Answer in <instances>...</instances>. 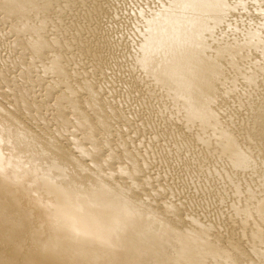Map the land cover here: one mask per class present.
Instances as JSON below:
<instances>
[{
	"label": "bare ground",
	"instance_id": "1",
	"mask_svg": "<svg viewBox=\"0 0 264 264\" xmlns=\"http://www.w3.org/2000/svg\"><path fill=\"white\" fill-rule=\"evenodd\" d=\"M1 14L15 39L0 112L90 183L50 163V209H26L1 140L0 264H264V0H0ZM83 46L102 80L74 82Z\"/></svg>",
	"mask_w": 264,
	"mask_h": 264
},
{
	"label": "rangeland",
	"instance_id": "2",
	"mask_svg": "<svg viewBox=\"0 0 264 264\" xmlns=\"http://www.w3.org/2000/svg\"><path fill=\"white\" fill-rule=\"evenodd\" d=\"M3 15L1 14L0 15V31H1V34H3L2 36H0V63L2 62L1 60L3 59H5V57H6V59H7V56H8V58L10 57V56H12V53H10L9 52V48H10V50H11V47L9 46L10 45V42L12 41H14V39H15V34H14V32L11 34V33H7L8 31H6V27L8 26V27H10V25H11V23L9 24L8 23V20L6 19L5 21H7V22H4V19H5V17L3 18ZM9 22H10V20H9ZM5 24H6V26H5ZM4 26H5V28H4ZM4 30H3V29ZM7 30H8V28H7ZM11 30V29H10ZM12 31V30H11ZM4 32H6L7 33V35H6V33H4ZM5 35V36H4ZM10 35V36H9ZM14 37V39H12L11 40V38H13ZM8 38V39H7ZM93 39V38H92ZM9 41V42H8ZM3 42V43H2ZM5 42V43H4ZM12 42H11V45H13L12 44ZM2 44V45H1ZM4 44V45H3ZM5 44H6V46H5ZM9 44V45H8ZM5 46V47H4ZM9 47V48H8ZM8 50H7V49ZM16 48V47H15ZM4 49V50H3ZM12 49H13V47H12ZM17 49H18V51H19V54H22L23 55V51H24V49H22V47H21V49L23 50H19L20 49V47H17L16 49H15V51L17 52H15L14 50H12V52L13 53H16L15 55H18L17 57L19 58V59H21L22 60V58H20V56H19V54H18V51H17ZM84 49V46L82 47V49H81V51L80 50H76L75 51V54H73V60H71L72 61V63L74 62L76 65H78V66H82V68L84 69V72H85V74L82 72V68L81 67H79L78 68V66H76V69L77 70H81L80 71V73L81 74H76L77 75V77L75 76V77H73V80H74V82H77V81H79V80H81V77L83 76V75H86V74H88V75H91V73H92V77L93 78H95V80H102L101 79V72L102 71H98V70H100V67H102V66H104V63L106 64V62H104L103 61V59L101 58L100 60L98 59L97 61H94V64H92L93 63V60H91L90 59V57L88 56V53L87 52H85V49ZM7 51H8V53H9V55H7L6 56V54H8L7 53ZM6 52V53H5ZM79 52H81V53H79ZM5 53V54H4ZM86 55V57H89L88 58V60L89 61H91V64L92 65H90V62L89 61H87V58H86V61H85V55ZM48 54H50V52L48 53ZM47 54V56L49 57L50 55H48ZM79 54H81V56L79 55ZM5 57H4V56ZM46 56V55H45ZM46 56V57H47ZM81 57V58H84V60L83 59H81V58H79V57ZM83 56V57H82ZM13 57L14 58H17L16 56H14V54H13ZM78 58V60L76 59V58ZM5 59V60H6ZM19 59H17V64H18V62L20 63V60ZM74 59H75V61H74ZM79 59H81V63H79ZM8 60V59H7ZM19 60V61H18ZM105 60V59H104ZM98 61H99V63H98ZM102 61H103V63H102ZM106 61V60H105ZM22 62V61H21ZM101 62V63H100ZM71 63V69H73L74 70V66H75V64L73 63L72 64ZM77 63H79V64H77ZM84 63V64H83ZM89 63V64H88ZM97 63V64H96ZM17 64H15L13 67H15ZM86 64V65H85ZM88 64V65H87ZM21 65V63L19 64V66ZM73 65V66H72ZM84 65V66H83ZM94 65H95V67H94ZM96 65H98L99 67L97 68V66ZM102 65V66H101ZM87 66H88V68H87ZM93 68H95V70L98 72V74L93 70V69H91L92 67ZM13 67H11V68H13ZM10 68V69H11ZM18 68H21V67H17L16 69L15 68H13L11 71H9V73L11 72L12 74H15L14 72H12L13 70H16V72L19 70ZM81 68V69H80ZM86 70V71H85ZM91 70V71H90ZM94 71V74H93V71ZM88 71V72H87ZM87 72V73H86ZM37 73V75H35ZM35 78H37L36 76H42V75H40L38 72H37V69H36V72H35ZM96 74H97V76H96ZM33 75V76H34ZM78 75H80V76H78ZM94 75V76H93ZM114 75H115V73H114ZM114 75H113V78H114ZM116 75H118L117 76V78L119 77L120 78V76H121V74H119L118 72H117V74ZM116 75H115V77H116ZM44 76V75H43ZM99 76V77H98ZM46 77V76H45ZM43 77L42 79H46L45 81H44V83L46 84H43V80L42 79H40V80H38L39 81V83H38V81H37V79L34 81V83H38V84H34L36 87H35V89L36 90H32V95L36 98L35 99V101H39L38 99L39 98H42V96H44V93L46 92V90H45V88H46V86L48 85V78H50L51 76H49V77ZM111 77H112V75H111ZM34 78V77H33ZM72 78V77H71ZM74 78H76V80L74 79ZM103 78V77H102ZM39 79V78H38ZM52 79V78H51ZM51 79L49 80L50 82H51ZM79 79V80H78ZM42 80V81H41ZM53 80V79H52ZM41 81V82H40ZM25 82V83H24ZM23 82V79H22V81L20 80V83L19 84H23V86H24V84H26V80ZM41 83L45 86H43L42 87V85H41ZM113 83V82H112ZM18 84V85H19ZM21 84V85H22ZM114 84V83H113ZM112 84V85H113ZM115 85V86H114ZM113 85V88H114V90L115 89H117L118 91L117 92H115V93H121L122 91H123V89H120L119 88V85L118 86H116V84H114ZM38 86H41V88H40V90H38L39 89V87ZM38 87V88H37ZM116 87H118V88H116ZM33 88V87H32ZM43 88H44V91H43ZM61 88V87H60ZM34 89V88H33ZM42 89V90H41ZM58 89V88H57ZM39 92H38V91ZM120 90H121V92H120ZM33 91H37V94H36V92H34L35 94H33ZM43 92V94L41 93V92ZM158 93H160V91L159 92H157V94ZM39 94V95H38ZM40 94H42V95H40ZM155 94H156V92H155ZM156 94V96L155 95H153V96H151V98L149 99V101H152V105H154V103L155 102H157V100L159 99L158 97L160 96H158ZM155 96V97H154ZM33 97V98H34ZM153 98H154V101H153ZM155 99H157V100H155ZM134 99H132L130 102L131 103H125L126 105H130V106H136L137 108H138V105L139 104H136V103H138V100H136V103L133 101ZM52 104L54 103V100L51 102ZM121 105L122 106V108L125 110L126 109V105ZM126 106V107H125ZM129 107L128 106V110L130 109V108H132L131 110H135L136 109V111H139L136 107ZM46 109V108H45ZM44 109V110H45ZM53 105L52 106H50V107H48V112H47V110L45 111V114L47 115V113H49L48 115H49V117L50 116H52V112H53ZM126 109V110H127ZM49 110H50V112H49ZM171 110H172V108H171ZM52 111V112H51ZM47 112V113H46ZM1 114H0V141L2 142L1 143V150H2V153H3V155L5 156V159H6V161L7 162H9V163H11L12 164V167H10V168H12L13 169V171L14 170H17L18 171V169H19V171H20V173L23 175L22 176V178L24 177V179H23V182L25 183V188L24 189H22V192H21V195H20V198H21V200H22V203H23V205H24V207L26 208V209H28L29 207H31V208H33L35 211H38L39 212V210H41L40 209V207L42 206V205H45V206H47V207H49V209H50V205H49V203H48V201L49 200H51L52 198L51 197H49L48 196V194H47V192L45 191V189H44V187H43V183H42V177L41 176H45V173L44 172H42V171H46L48 168H49V166L53 163V162H56L58 165H60V168H63V169H66V170H68V173H67V175H68V177H67V179H69L70 178V180L68 181L69 183L71 182V183H77L78 185H83V186H85V185H89V183H90V181H88L87 179H86V177H85V172H82V170L80 169V168H78L75 164H73V162L71 161V158H68L66 155H64V154H62V153H60V151H58V150H53L52 148H50V147H48V146H45V147H42V146H40L39 144H38V142L36 141V140H33V139H31V138H24V136L23 135H21V136H19L18 134H17V132L19 131L18 129V126H16V124L14 123V121L12 120V119H10L9 117H7V116H5L6 114H4L3 112H0ZM5 116V117H4ZM50 118H52L51 119V124L53 123H55L54 122V120H53V116L52 117H50ZM53 121V122H52ZM139 121H142V120H139ZM7 122V123H6ZM9 122V123H8ZM121 123V122H120ZM137 123H140V122H136L133 126H131L130 127V125H129V127H128V131L131 133L132 131H134L135 129V125L137 124ZM10 124V125H9ZM10 127V128H9ZM12 127V128H11ZM18 128V129H17ZM17 129V130H16ZM132 129V130H131ZM241 129H243V132H239L238 131V133H239V137L240 138H242V136H243V138H244V136H245V133H244V131L246 130V129H244V128H241ZM240 131H242V130H240ZM135 132V131H134ZM132 134H134V133H132ZM149 135V134H148ZM139 137H143V135L141 134V136L139 135ZM32 140V141H31ZM37 142V143H36ZM261 144V145H260ZM259 146H260V148L258 149V151H259V153H263L264 152V144H262V142L261 143H259L258 144ZM263 145V146H262ZM263 147V148H262ZM261 148H262V150H261ZM42 149V150H41ZM260 150H261V152H260ZM105 151V150H104ZM41 152V153H40ZM43 152H45V153H43ZM49 152V153H48ZM258 153V154H259ZM261 154H259V157L258 158H261V159H264V153H263V155H261ZM260 156H263V157H260ZM52 160V161H51ZM56 160V161H55ZM37 161V162H36ZM51 163V164H50ZM48 166H47V165ZM26 165V166H25ZM16 168H15V167ZM38 166H40V167H38ZM19 167V168H18ZM66 167V168H65ZM77 167V168H76ZM39 168V169H38ZM41 169H42V171H41ZM44 169V170H43ZM155 171L157 172V170H154L153 171V173H155ZM12 172V171H11ZM55 173H57L56 171H54ZM83 173H84V175H83ZM42 174V175H41ZM57 175H58V173H57ZM40 176V177H39ZM17 186V185H16ZM28 186V187H27ZM31 186V187H30ZM42 189V190H41ZM27 190V191H26ZM48 203V204H47ZM222 204V206H224V204L222 203V202H220V205ZM225 207V206H224ZM228 218H230V217H226L225 218V220H226V223L227 222H229V223H231L232 221H231V219H228ZM42 221V219H40V218H38V219H36L35 220V224H33V226L35 227V228H39L40 227V225H39V222H41ZM231 221V222H230ZM32 224V223H31ZM44 225H46V223H44V224H42V226H44ZM51 226V225H50ZM52 227V226H51ZM227 228H229V227H231V224H227V226H226Z\"/></svg>",
	"mask_w": 264,
	"mask_h": 264
}]
</instances>
